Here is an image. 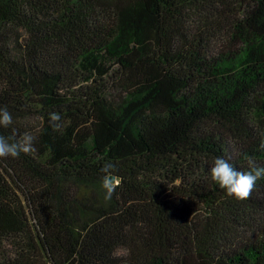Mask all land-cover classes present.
Listing matches in <instances>:
<instances>
[{
    "label": "trees",
    "instance_id": "16d2710c",
    "mask_svg": "<svg viewBox=\"0 0 264 264\" xmlns=\"http://www.w3.org/2000/svg\"><path fill=\"white\" fill-rule=\"evenodd\" d=\"M0 107V264H264V0H0Z\"/></svg>",
    "mask_w": 264,
    "mask_h": 264
},
{
    "label": "clouds",
    "instance_id": "9594fccd",
    "mask_svg": "<svg viewBox=\"0 0 264 264\" xmlns=\"http://www.w3.org/2000/svg\"><path fill=\"white\" fill-rule=\"evenodd\" d=\"M60 120V115L50 113L49 123L55 130ZM13 123V116L5 107H0V128H7ZM34 137L24 133L21 138L14 139L0 135V158L18 157L21 153L27 154L33 151ZM249 167L246 170H238L228 160L217 157L213 160L209 169V178L225 193L237 200H244L252 195L261 178L264 177V163L248 160ZM112 165L106 164L105 169ZM105 191V199H111L114 188L110 182L102 185Z\"/></svg>",
    "mask_w": 264,
    "mask_h": 264
},
{
    "label": "water",
    "instance_id": "95a60500",
    "mask_svg": "<svg viewBox=\"0 0 264 264\" xmlns=\"http://www.w3.org/2000/svg\"><path fill=\"white\" fill-rule=\"evenodd\" d=\"M114 178L112 176L109 177V182H113Z\"/></svg>",
    "mask_w": 264,
    "mask_h": 264
}]
</instances>
